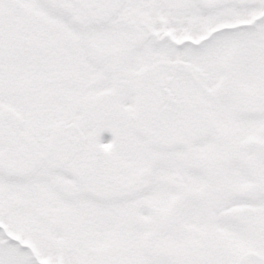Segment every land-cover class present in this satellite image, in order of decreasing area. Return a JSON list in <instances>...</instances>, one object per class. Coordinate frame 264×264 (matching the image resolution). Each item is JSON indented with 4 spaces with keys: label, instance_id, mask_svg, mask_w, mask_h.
Here are the masks:
<instances>
[{
    "label": "snow or ice",
    "instance_id": "6c2138e0",
    "mask_svg": "<svg viewBox=\"0 0 264 264\" xmlns=\"http://www.w3.org/2000/svg\"><path fill=\"white\" fill-rule=\"evenodd\" d=\"M0 264H264V0H0Z\"/></svg>",
    "mask_w": 264,
    "mask_h": 264
}]
</instances>
